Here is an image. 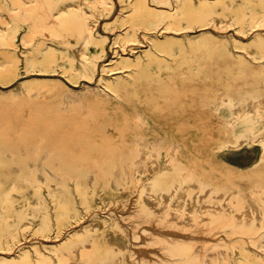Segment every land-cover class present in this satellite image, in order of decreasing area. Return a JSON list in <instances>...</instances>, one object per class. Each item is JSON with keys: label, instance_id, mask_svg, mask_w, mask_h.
Instances as JSON below:
<instances>
[{"label": "rangeland", "instance_id": "obj_1", "mask_svg": "<svg viewBox=\"0 0 264 264\" xmlns=\"http://www.w3.org/2000/svg\"><path fill=\"white\" fill-rule=\"evenodd\" d=\"M131 1L97 0L96 8L92 1L86 2L89 31L99 38H106L107 48V55L100 58L102 60L93 79L83 74L67 76L60 66L55 72L26 71L27 54L37 52L44 42L63 48L74 45L80 40L78 31L64 29L62 35H45L33 28L31 20H19V27L12 25L8 29L11 42L0 40V69H13L20 64L18 70L21 71L20 75H16V71H8L7 78L0 79L1 151L13 149L20 157L26 153L38 163L40 171L49 168L54 172L43 188V202L27 215L30 225L23 228L19 220H14L0 226V241L5 240L4 247L0 246V256H19V252L28 248L34 250L38 245L45 255L56 260L51 247L68 243L67 235L71 231L82 230L103 217L107 222L99 228L103 236L92 249L91 261L94 264L117 261L120 251L111 257L107 250L108 239L104 235L111 224V217L116 216L111 209L119 210L122 200L133 201L149 190L147 179L155 176L150 170L153 161L160 166V172L164 165L172 171L184 172L176 191L183 189L184 185L192 186L195 181L200 183L192 211L186 212L188 205L184 204L183 217L168 216V220L177 226L171 230L190 226L189 230L200 233H190L182 242L192 246L190 243L197 240L200 241L198 247L209 243L217 254L221 249L218 240L223 236L231 243L240 237L249 240V236L243 233L230 237L224 235L223 229L232 231L235 225L219 223L217 214H206L202 206L219 192L220 185L240 188V183H243L242 188L248 189L256 183L262 189L257 188L258 195H264V166L253 170L261 156V146L249 147L246 144L242 149L231 152L223 147L225 140L243 128L226 132L234 111L227 103L226 95L240 103L244 112L247 111V103L252 104L253 110L257 111V129L264 135V102L261 116L258 104L252 102V97L261 93L250 91L251 85L264 82V72H253L263 69L264 56L254 58L245 48L236 46L232 36L233 33L244 43L261 47L264 43L260 42L259 36L264 35V29L249 30L245 34L234 25L227 30L210 26L211 31L205 33L194 27L167 32L150 30L145 35V29L140 28L139 35L143 41L125 43L121 38L130 24L127 20ZM175 1L178 0H170L171 6ZM57 2L39 0L34 9L38 22L53 8L56 12L62 7V4L56 6ZM9 4L10 0H0V14L9 12ZM28 11L26 6L23 13L27 15ZM151 34L173 37L184 43V52L178 60L168 56L171 68L161 70L154 67L143 73H138L135 65L113 69L117 50L134 58L136 53L151 48L145 38ZM88 48L93 52L97 45L91 43ZM204 51L207 60H195L196 55ZM239 52L249 62L243 66L247 73L235 68L232 72H238V77L236 74L231 77L227 70L229 67H242L235 60ZM16 54L20 61L14 59ZM105 63L108 64L103 67ZM248 150L255 153L248 154ZM3 157L5 164L2 166L10 168L12 160L5 154ZM118 161L128 167L125 175L114 178L112 173L101 171L109 162L115 166ZM94 172L98 173L88 180ZM0 177L7 185L17 180L16 174L9 169H0ZM78 180L90 182L91 206L83 202L76 184ZM205 186L208 193L202 196ZM59 187L68 194L75 213L64 224L62 233L58 228L55 202ZM177 195L178 192L170 197L171 203L176 202ZM45 213L51 218L48 230L39 227L37 221V216ZM253 225L255 232L251 235L257 244H248L264 255L261 247L264 246V227L259 228L257 223ZM143 227L147 228L145 224ZM218 230L222 232L217 236ZM130 258L138 263L139 253L128 245L124 249L122 264H129ZM215 263L218 264V259ZM185 264H202V261L196 259L194 263Z\"/></svg>", "mask_w": 264, "mask_h": 264}, {"label": "bare ground", "instance_id": "obj_2", "mask_svg": "<svg viewBox=\"0 0 264 264\" xmlns=\"http://www.w3.org/2000/svg\"><path fill=\"white\" fill-rule=\"evenodd\" d=\"M87 1H92L93 7H97V0H58L56 6L62 4V7L56 12L53 8L49 14L43 16L38 22L34 9L39 0H10L9 12L0 14V40L11 42L8 29L12 25L19 27V20H31L33 28L45 35H62L64 29L78 31L80 40L74 45L63 48L55 43L44 42L45 47L39 45L37 52L31 51L27 54L26 71L55 72L56 67L60 66L61 71L67 76L83 74L93 79L102 60L100 58L107 55V48L105 46L106 38H99L95 36L93 31H89L91 27L86 15ZM131 5L129 19L127 20L130 24L121 38V41L125 43L130 40L143 41L139 35L140 28L145 29V35L150 30L167 32L194 27L204 30L203 33H205L211 31L210 26L227 30L234 25L245 34L249 30L264 29V0H178L173 3V6H171L170 0H132ZM26 6L29 10L27 15L23 13ZM232 36L235 45L245 48L254 58L258 59L259 55L264 56V45L261 47L251 46L244 43L237 35L232 33ZM145 38L148 39L151 48L136 53L134 58L117 50V55L113 58V69L135 65L138 73H143L154 67L168 70L171 68L168 56L178 60L184 52L182 47L184 43L180 39L162 38L155 34ZM259 38L260 42L264 43V35H260ZM118 41L117 39L116 42ZM91 43L97 45V49L93 52H90L88 48ZM14 59L20 61V56L16 54ZM195 60L206 61L205 51L203 54L198 53ZM235 60L242 67H229L227 70L231 77L234 76L233 74L238 73L232 72L235 68L239 69L240 72H245L243 66L249 63L246 61L245 55L240 52L235 55ZM107 64L105 63L103 67ZM19 67L20 64H17L13 69L3 70L1 68L0 79H6L9 74L8 71H16L15 74L20 75ZM253 72L263 73L264 67L261 71L254 70ZM236 77H238L237 74ZM108 84L110 85V82ZM251 86L250 91L254 94L256 92L261 93L254 95L252 102L258 104L259 113L262 116L264 82L260 85ZM225 98L227 103L234 109L225 129L226 132L235 131L238 127L243 128L235 136L225 140L223 147L231 152L242 149L246 144L249 147L261 146V156H259L257 164L253 168V170H258L260 166H264V135L257 129L258 121L255 116L257 111L253 110L251 103H247V111L244 112L241 109V104L237 103L233 97L226 95ZM1 149L0 147V169H9L14 172L17 180L13 184L7 185L5 179L0 177V204L2 206L0 226L2 227L7 222L19 220L20 226L26 228L30 225L27 215L34 212L35 206L43 202L41 196L43 188L48 185L46 180L54 172L49 168L45 169L44 172L40 171L38 163L26 153H22L20 157L18 151L13 149L1 151ZM247 152L250 154L251 150ZM4 154L12 160L10 168L2 166L3 163L5 164ZM56 162L60 163V160ZM158 168L160 166L153 161L150 170L153 171L155 176H149L147 179L149 187L147 192L133 201L127 198L122 200L120 202L121 209L119 210L111 209L116 213V216L111 217V224L108 225L104 234L108 239L107 250L111 257L115 252L120 251V257L111 264H122L124 249L128 245H130V248H136L139 253L138 263L134 258H130L129 264H185L194 263L196 259H200L202 264H216L215 259H218V264H264L262 252L254 250L251 244H248L249 242L254 245L257 244V241L251 235L255 232L253 224L257 223L259 228L264 227V195H258L259 192L257 191L260 188L256 183H252L251 187L248 188L249 190L242 188L243 183H240V188H228V186L220 185L219 192L205 201L202 206V210L206 214H217L220 219L219 223L235 225L232 231L221 229L226 233L224 235L230 237L236 233H243L249 236V240L240 237L233 240L232 243L228 242L226 237H221L218 240L221 249L216 254V250L212 249L209 243L198 247L200 241L195 240L190 243L192 246L186 245L184 241H181L183 238L186 239L190 233H200L196 230H189L190 226H179V229L171 230L177 226L173 224V221L168 220L169 215L173 218H181L184 204L188 205L186 212L190 213L192 211L196 205V191L200 187V183L195 181L192 186L184 185L183 189L176 191L184 172L178 169L172 171L171 168H166L165 165L161 168V172ZM235 169L240 170L239 168ZM101 171L110 172L114 178H117L125 175L126 171L128 172V167L122 166L119 161L115 166L109 162L106 168H102ZM97 173L90 174L87 179L91 180ZM76 184L81 191L83 202L87 206H91L93 201L90 198V182L78 180ZM257 188L259 189L257 190ZM176 192H178L176 202L171 203L170 197ZM207 193L208 187L205 186L202 196L207 195ZM55 202L58 228L62 233L64 224L75 213L68 194L60 187L57 188ZM37 221L39 227L47 230L51 227L49 214L45 213V215L37 216ZM105 222L107 220L100 217L96 222L91 223L82 230L71 231V234L67 235L68 243L51 247L56 254V260L52 256L45 255L42 248L37 245L34 250L28 248L23 252H19V256L13 254L0 256V264H94L91 261L94 253L92 249L101 241L103 235L99 228ZM144 224L147 228L143 227ZM221 230L216 232L217 236L221 234ZM4 242L5 240L0 241L1 247H4ZM202 242L206 243V241ZM261 247L264 248V246ZM35 255L38 257L35 258ZM57 260L59 263H57Z\"/></svg>", "mask_w": 264, "mask_h": 264}]
</instances>
